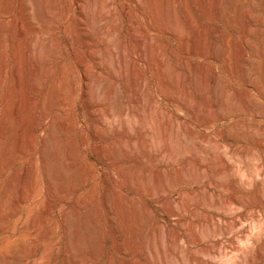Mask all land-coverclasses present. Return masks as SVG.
Segmentation results:
<instances>
[{"label":"rangeland","instance_id":"374dc122","mask_svg":"<svg viewBox=\"0 0 264 264\" xmlns=\"http://www.w3.org/2000/svg\"><path fill=\"white\" fill-rule=\"evenodd\" d=\"M52 1L54 2V0H0V264H80V252L74 249V245L81 243L78 227L86 210L81 200L83 193L96 183L100 191L98 196L102 197L106 191L105 176L107 177L109 169L114 168L113 163L124 164L123 168L134 163V173L138 172L140 166L141 168L145 164L148 166V157L143 149L145 147L151 153L165 155L167 181H177L179 176L182 177L172 197L176 199L184 217L179 221L178 217L165 214L162 220L163 229L156 230L150 225L149 212L144 205H138L128 199L132 220L136 223L134 231L131 228L127 241L131 264H243L247 252L244 231L253 220L250 222L246 216L243 219L242 210L230 213L224 206L208 202L210 197L212 200L226 197L228 194L226 187L237 182L233 181L235 180L233 175L230 177L231 172L223 165L224 161L219 159L220 155H227L228 162L231 160L230 164L234 163L233 168L242 167V160L249 164V157L240 158L236 156L237 154L224 153L225 149L221 140H218L219 136L222 133L226 134L232 137V142L237 147L249 148L250 141L244 135L249 132H261L264 129L261 127L264 126V85L259 82L260 84L251 90L252 94L248 82H239L237 73L233 72L234 67L239 64L246 71H257L258 76L262 75L254 62H264V0H242V33L240 28L227 22L223 15L224 11L220 13L217 9L209 10V6L203 0L202 2L158 0L162 7V16L159 19L155 17L156 7L150 3H142L141 0H134L130 23L120 21L117 24V27L123 28L116 37L115 45L112 38L97 37L96 30L87 26L83 30V38L74 36L72 28L71 33L74 35L67 37L61 28L66 19L64 10L66 1L56 0L55 5ZM87 2L85 4L92 8L89 9L90 14L87 18L91 15L97 22L98 15L91 14L94 6ZM99 8V11H104L103 13L105 10L110 11L105 3L100 4ZM184 10H188L189 16ZM94 11L98 12L95 9ZM119 11L115 10V14L118 12L117 16L122 18ZM230 33L233 37L228 43L224 36ZM33 34L36 35L37 46H42L43 49L42 68L45 71L49 70L50 66L54 68L40 83L36 93L31 88L29 73L22 70L27 98H30L32 103L25 98L21 111L17 113L15 107L18 104L20 90L14 79V72L19 61L26 67L28 60L36 56L34 43L30 39ZM17 38L20 40L19 46L16 43ZM236 39L239 42L242 40L240 45ZM87 40L92 43V49H98L103 54L111 52L113 47L116 53L126 55L129 66L132 65L134 57H140L131 73V79L117 76L104 97L94 102L81 93L80 74L74 55V49L77 47L83 49L82 41L86 43ZM126 40L130 44L128 47L132 46L128 52L123 46ZM241 44L242 52L244 51L242 58L237 55ZM50 45L58 52L56 56L53 55L54 57H48ZM210 46L216 56L207 55ZM225 48L230 51L226 63L232 64L231 69L226 68L225 61L220 55ZM186 50L187 60L183 62L181 56H184ZM164 65L168 68V75L163 72ZM210 65L218 69L219 76L212 84L208 80L212 69ZM91 66L94 78L106 75L105 64L101 67L93 63ZM139 76L143 77L140 101L135 97V79ZM231 80H237L238 86L243 89L242 95L245 92L242 100L246 97L244 101L238 100L239 103L236 101L237 104H233L236 109L228 103L231 102L230 99L225 104L219 97L220 86L231 88L229 85ZM115 85L119 86L121 103L129 107L125 119L132 123L129 128L131 141L125 135L124 126H117L115 130L112 128V121L105 122L99 119V111L108 106L111 90ZM245 88L254 95L253 101L257 102L251 100L253 96L250 99V94ZM53 89L57 90L55 95L59 96V102L63 101L57 104L58 113L55 107L52 108L48 104ZM246 104L260 111L258 118L256 116L252 118L253 115L245 112ZM138 109L140 113H137ZM249 117L257 121L246 122ZM54 122H58V125L60 123L62 127L61 131L57 130L54 138H51V184L53 183L56 192L50 196L43 157L41 158L43 151L41 146ZM38 123H41V129L37 128ZM246 123L251 125L248 124L249 127L246 125V128L244 126ZM253 123L257 124L255 127L259 129L258 131H255ZM115 125H119V119ZM169 125L172 126L171 131H168ZM97 127L105 132L103 138L94 134ZM243 128L249 129V132ZM118 137L123 139L129 153L128 156H123L118 152L119 158H116L119 161L114 162L115 154H110L112 153L110 149H113V142ZM141 137L145 139L143 145ZM61 139L63 143L59 141ZM168 139L175 148L172 147L175 150L172 156L168 154ZM100 144L106 147L105 150L99 147ZM261 145L255 151L264 152V135ZM209 152H213L214 155L219 153L218 158L210 156ZM136 166L138 168L135 170ZM73 178H79L86 183L70 192L61 193L63 187L72 185ZM140 182L139 185L148 191L157 185L152 173ZM222 187L227 191H222ZM208 195L210 197H207ZM21 197H25L26 200L19 202ZM156 198L158 200V196ZM155 204L158 205L157 202ZM68 211L73 213L71 231L65 223ZM103 211L101 217L104 223L108 208ZM239 213L243 214V217H238ZM232 219L237 224L233 223ZM178 222L183 225L184 235L176 243L175 236H170L168 229L182 228ZM221 224L230 227L229 230L226 233L215 234L212 228ZM230 224L234 225L231 227ZM92 228L95 227L90 226L86 230ZM102 229L103 225H99L98 230L101 232ZM121 233H125L124 230ZM103 239L100 253L91 264H111L109 261L112 258L115 264H121L114 248V240L107 228ZM123 239L124 237L122 241L125 240ZM243 249L245 254L242 252Z\"/></svg>","mask_w":264,"mask_h":264},{"label":"bare ground","instance_id":"6f19581e","mask_svg":"<svg viewBox=\"0 0 264 264\" xmlns=\"http://www.w3.org/2000/svg\"><path fill=\"white\" fill-rule=\"evenodd\" d=\"M65 1H66V3H65L66 5H65L64 10L66 13V19H65V22L62 23L61 28L63 29L64 32H66L65 34H67V37H71V35L75 34L74 36L83 38V32H84L83 30L86 29V26H87L91 29L94 28L96 30L95 33L97 34V37H110V39L112 38V41L115 45V44H117V38L116 37L119 36V33L122 31V28H123V26L117 27L118 22L123 21V22L130 23V20L132 19L131 18V16H132L131 10H132V5H133L134 0H91V2H89V3L90 4L92 3L94 6V9L98 10V12H97V11H94V9H93V11H91L93 13H91V14H95L96 16L98 15L97 16L98 17V21H97L98 23L94 20L95 17L93 18L91 15H90V18L89 17L87 18V15L90 14V10L92 9V8H89L90 7L89 5L85 4L87 2V0L86 1L85 0H65ZM141 1H142V3H150L152 6L156 7L155 8L156 19H159L162 16L161 15L162 7L159 5L160 2H158V0H141ZM203 1L207 6H209V10H211V11L215 10V9L219 10L220 13L224 11L223 15L226 17L225 19H227V22L229 21L232 25L240 28L241 29L240 33H242V0H203ZM101 2L105 3L110 8L109 9L110 11L107 12L105 10V13H103L104 11L102 12V10L99 11L100 10L99 6H100V4H102ZM53 3L55 5L56 0H54ZM158 5H159V7H158ZM102 8H103V6H102ZM160 8H161V11H160ZM187 8H188V6H187ZM118 9L121 11V14H122L121 17L122 18L117 16L118 12H116L117 14H115V10H118ZM53 11H54V9H53ZM184 11H186L185 13L187 14V16H189L188 10H184ZM191 12H192V10H191ZM208 13H210V12H208ZM52 14H53V12H52ZM121 14H119V15H121ZM210 19H211V17H210ZM228 26H229V24H228ZM21 27H22V25H21ZM71 28L74 29V34L71 33V30H72ZM127 30H129V29H127ZM222 31H224V30H222ZM240 36H241V34H240ZM139 37H141V36H139ZM232 37L233 36L231 33L225 34L224 39H225V41L227 40V42L229 43L231 41L230 38H232ZM35 38H36L35 34H33L30 37L31 41H33V43H34L33 47L36 49V53H37L36 56L34 58H30L28 60V65L26 67H23V63L21 61H19L18 65H16L17 67H16V70L14 72L15 73L14 79L16 80V83L18 84L19 90H20V94L18 95L19 96L18 104L15 107L17 113H19L21 111L23 100L28 97V95H27L28 93L26 92V89H25L26 87L24 88V82L25 81H24V77L22 74L23 73L22 70L24 72L26 71L29 73V76L31 78V88H32L33 92L36 93L38 91L40 83L45 78H47V76H49L50 71H52L51 69L54 68V67L50 66L49 70H47V71H45L42 68V59L44 58L43 49H41L42 46H39V45L37 46V43L35 42ZM239 39H240V37H239ZM241 39H242V37H241ZM236 40L238 43L239 42L238 39H236ZM236 40H235V44H236ZM89 41L87 40L86 43H85V41H82V43L84 42V44H81V45H83L82 46L83 49H78L79 47L76 46L77 49L76 48L74 49V55L76 58V63H77L76 65L78 66V70H79V74H80L81 93L84 97H86V96H87V98L89 97L91 102L92 101L94 102V101H98L100 97H102V96L104 97L109 86L113 83L114 80H116V78H118L117 76L121 75L127 79H131L132 78L131 73H132V71H134L133 69H134V67H136V64L139 61L138 58H140V57L139 56L134 57V61H133L132 65L130 64V66H129V63H127L126 55H120L118 52L116 53L115 49L113 47L111 49V52L109 51V53H105L103 51L104 52V54H103L102 51H100L98 49H94V48L92 49V47H93L92 43L90 44ZM221 41H223V40H221ZM241 41L239 42V45H240ZM124 42H125V45H123V46H125L124 48L127 51V50H129L130 46L128 47V45H130V44H129L128 40H126ZM16 43L19 46V44H20L19 38L16 39ZM233 46H235V45H233ZM215 47H216V45H215ZM215 47H214V50H215ZM222 47H223V45H222ZM238 50L236 48L235 52L238 51L237 55H239V57L242 58V53L244 52V51L242 52V44L238 48ZM187 51L188 50H186L185 51L186 53L183 54L184 56H181V60L183 62L185 60H187V54H188ZM229 52L230 51H228V48L227 49L225 48L220 53V55L223 58V61H225V66L227 69H231V67H232L231 63H229V62L226 63V61L229 59L228 58V56L230 55ZM57 53L58 52L55 51V49L53 48V45H50V47L48 48V57H51L53 55L56 56ZM207 53H208L207 55H210V56L215 55L213 53V48L211 46L209 47ZM216 54L218 55V53H216ZM93 63H95L97 66H101V67H102V65L105 64V66H106L105 69L107 72L106 75L101 76V77H97V79L94 78L93 73H92L93 67L91 66ZM240 64H242V63H240ZM254 65L257 68V70L258 69L261 70V73H262L261 76H258L257 71H246V70H244L242 68V65H239V64H237L234 67V71H233L234 73H237V75H238L237 77H239V82H244V83L248 82L247 85H248V88L250 90V93H252L251 90L253 88H256L254 86H256L259 82L264 85V62L255 61ZM197 67H199V66L197 65ZM197 67H196V70H197ZM211 68H212V66H211ZM75 69H77V68H75ZM217 70L218 69H216V68L211 69V71H210L211 75L208 76L209 77V79H208L209 83L212 84L219 78ZM163 72L166 75H168V68L166 65L163 66ZM58 74H60V73H58ZM145 78H147V77H145ZM60 80H61V78H60ZM237 80H235V81L231 80V83L230 84L228 83L229 85H231V88H227L225 85H221L220 89H219V97H220L221 101H223L226 104V102H228V100L230 99L231 102H228V103H231L230 105H232L233 108H235V109L237 107H234L233 104H237L236 101H238V100L244 101V99H246V97H245L242 100L245 92L242 95L243 89H241L238 86V84L236 82ZM229 81L230 80L228 79V82ZM142 82H143V77L139 76L137 79H135V86H136L135 97H137V99L139 101L141 100L140 96L142 95V92H143V90H141V83ZM56 83H57V80H56ZM65 83H67V82H65ZM225 84H226V82H225ZM127 85H128V82H127ZM118 87L115 85V87L111 90V97L109 98L110 100H109L108 106H106L105 108H102L99 111V119L102 121H105V122L108 120L112 121V126H113L112 128L113 129L117 128V126H124L126 128L125 135L131 141L132 139H131L129 128H130V125L132 123L130 124L129 122H127V119H125V115H127L129 107L127 104L121 103V101H120L121 98H120V93H119ZM53 88H56V87H53ZM56 89H53L54 91L52 93H50V98L48 100V104L52 108L55 107L54 109H55L56 113H58L59 112V107H58L59 105L57 106V104H59L63 101L59 102L60 101V100H58L59 96L57 97L55 95L57 92ZM246 90H247V88H245V91ZM246 92L249 93L248 91H246ZM263 95H264V93H263ZM216 96H218V95H216ZM252 96H253V98H252ZM258 98H259V96H258ZM250 99L253 101L254 95L250 94ZM27 100L29 103H32V100L30 102V98H27ZM245 102H246V100H245ZM253 102L255 103L257 101L255 100ZM238 103H239V101H238ZM232 106H231V108H232ZM244 107H245V105H244ZM250 107H252V108H250ZM250 107L247 106V104H246L245 112L247 111V113H249V115H251V116L253 115L252 118L254 116L257 117L260 115L259 114L260 111L258 112L257 109H255L256 110L255 111L253 109V106H250ZM256 108H258V107H256ZM138 112L140 113L139 109L137 110V113ZM252 118L251 117H249L247 119L245 118L246 119L245 121L246 122L248 121L250 123L254 120ZM117 119H119V125H115ZM221 119H223V118H221ZM256 121L257 120L255 119L254 122H256ZM57 123L54 122L50 131L45 135V138L43 139V142H42L43 144L41 146V147H43V151H41L42 156L40 154L41 158L43 157L42 161H44L45 173L47 176L46 181H48V183H49L48 188H50V189L48 191H50L49 192L50 196H52V194H54V192H56V188L53 187V183L51 184V182H52L51 181V176H52V166H51V158L52 157L51 156H52V154L50 156V148H51V138L54 136V133L57 130L61 131L60 127H62V126L60 125V123H59L60 126ZM249 123H246L244 126H246V125L248 126ZM254 124L255 123H253V125ZM40 125H41V123L37 124L38 129H41ZM63 125H64V123H63ZM250 125L251 124H249V126ZM256 125H254V128L257 127ZM95 126H98V124H95ZM247 126H246V128H247ZM63 127H65V125ZM261 127H264V126H261ZM261 127H260V129H263ZM97 128L98 129L94 130L95 131L94 134L99 135L100 138H103L105 132L102 131L99 127H97ZM256 129H255V131L259 130L258 128H256ZM171 130H172V126L169 125L168 131H171ZM244 130H247V129H244ZM108 132H109V130H108ZM22 134H23V136L25 135V129L24 128L22 129ZM167 134H166V136H167V138H169ZM240 135H242V134H240ZM263 135H264V129L261 130V132H255V133L249 132V133L245 134L244 137L250 141V147L249 148L237 147L232 142V139H231L232 137H229L226 134L222 133L219 136L218 140H221L220 142L222 144V147L225 149L224 153L227 152L229 154V152H230V154L231 153L237 154L236 156H238V157L241 156L242 158L249 157V159H248L249 164H245L244 161L242 160V162H241L242 167L241 166H239L240 168L236 167L237 169L233 168L232 165L234 163L230 164L231 160L228 162L229 159L226 158L227 155L225 156L224 154L221 153L222 155L219 156V159L221 158L222 161H224V164H223V162L221 164L226 166L227 170H229L231 172L230 177H232L231 175H233V177L235 178V180H233V181L237 180V182H236V184H234L235 182H233V184L230 183L231 185L226 187L228 189V191L225 189V187H224L225 190H223V187L221 188L222 191L228 192V194L226 193L227 195L224 193L226 195V197L224 196L222 198L212 200L209 195L207 196V197H210L208 203L211 202L210 204H212L214 202L218 206H224L226 209L229 210L230 213H235L236 211L242 210L244 213L243 219H245V216H246L250 222L253 220L252 224H250V226L248 228L246 227V230L244 231L245 233L243 232L244 234H246V239H247L245 241L247 243V252H246V256H245L246 260L244 259L246 261V263L244 261L243 264H264V152L260 153V151H255V149L257 147L262 146L261 144H262ZM95 137H97V136H95ZM121 140H122V142H121ZM168 140H166V141H168ZM59 141L61 143H63L62 139ZM113 143H114L113 149H110L111 150L110 152H112V153H110V152L109 153L115 154L114 155L115 156L114 162L119 161V159H118L119 154L117 155L118 152L122 153L123 156L124 155L128 156V153H129L128 150L129 149L123 143V139L118 137V139L115 140ZM144 143H145V139H144V137H141V144L143 145ZM99 147H101L102 150L103 149L105 150V148H106L105 146H103L101 144ZM172 147L174 148V146H172V142L169 140L168 154L171 156L175 152V150H174L175 148L173 149ZM143 149H144L146 156L148 157L147 158L148 159V166H147V164H145L146 168H145V165L142 166V168L140 166V168L138 169V172L134 173V171H133V166H134L133 164L134 163H130L124 168L122 167L124 164L122 165L120 163L121 164L120 165L119 163L118 164L113 163L114 168L109 169L108 172L106 173L107 177L105 176V180H106L105 181L106 182L105 190L106 191L103 193L102 197L98 196L100 191H99V188L96 185V183L91 188H89L88 190H86L83 193L81 200H82L83 205L86 207V210L84 211V214H83L84 216H82L83 218H81L82 220H81L79 227H78L80 230L81 243H80V245H77V244L74 245V249L80 252V256H81L80 264H91L92 260L96 256H98V254L100 253L99 251H100L101 242H102V240H104L103 238H104V232H105L106 228L109 231V233H111V236L114 240V242H113L114 248H115L117 255L119 256V258L121 260L120 261L121 264H131V259H130L131 253H130V249H129L130 247L128 246L127 241H129V239H128L129 232L131 231V228H132V231H134V226L136 223H134V221L132 220L131 208L127 204L128 199H129V201H135L138 205H142V204L144 205L146 210L149 212V218L151 221L150 225L152 228H154L156 230L157 229L158 230L163 229L162 220H163L165 214L170 215V216H176L179 218V221H181V219L184 217V214L180 211L181 208L178 207V205L176 203V199L174 197H172L173 191H174L175 187L178 185V181L182 180V177L179 176L177 181H175V180H172L171 182L167 181L165 179L166 178L165 177L166 176L165 175L166 169L164 167V165L166 163L165 162L166 161L165 155H162V154L159 155L158 153H151L148 151L147 147H145ZM71 150H70V152H71ZM107 150H109V149H107ZM54 152L56 153V151H54ZM209 153H210L209 154L210 156L217 157V154H219L220 151H219V153H216V155H214L213 152H209ZM54 155L55 154H53V156ZM231 156H233V155H231ZM116 157H118V158H116ZM234 158H235V156H234ZM121 159H123V158H121ZM221 164H219L220 167L222 166ZM237 164H238V162H237ZM137 168L138 167L136 166L135 170ZM56 172H57V170H56ZM222 172H223V170H222ZM150 173H152L153 177L157 180V185L155 187H153L150 191H148L147 189L142 188L139 185V183H141L140 181L147 179L148 176H150ZM226 173H229V172H226ZM55 175H57V174H55ZM31 177H32V175H31ZM228 181H227V183H228ZM72 182L73 183L71 186L63 187L60 192L61 193L70 192V191L78 188L80 185L82 186L86 183V181H82L79 178L74 179V181H72ZM225 183H223V184H225ZM221 186H218V187H221ZM216 189H217V186H216ZM156 196H158V200L160 199V201L157 200ZM205 197H206V195H205ZM25 200H26L25 197H21L19 202L20 201L24 202ZM155 200H157V201H155ZM156 202L158 205L155 204ZM107 208H108V211H107L108 215L105 219V222L103 223L102 217H101V212L103 210L105 211ZM239 215H238V217H241L243 214L239 213ZM233 217H235V216H233ZM235 218H237V216ZM239 220H241V218ZM239 220H237V221L240 223ZM254 220H255V223H254ZM232 221H233V219H232ZM72 222H73V213L68 211L65 215V223H66V226L68 227V229L70 231H71V227H72ZM234 222L236 223V221H233V223ZM178 223H180L182 225L181 222H178ZM99 225H103V229L101 230V232L98 230ZM232 225H234V224H232ZM232 225H231V227H232ZM90 226L91 227L94 226L95 228H92V230H86ZM229 228L230 227H228L227 225L221 224V225H219V227H213L212 231L215 234L217 232H220V234H222V233H226L229 230ZM122 230H124L125 233L122 234L121 233ZM168 233L170 236H175L174 241L177 243L179 241V239L184 235L183 225H182V228H179L177 230L173 229V228L168 229ZM122 235L125 239V240L123 239L124 241H122V238H123V237H121ZM242 252H244V249ZM244 254H245V252H244ZM110 258H109V260H110ZM109 262H111V264H115L114 258H112Z\"/></svg>","mask_w":264,"mask_h":264}]
</instances>
